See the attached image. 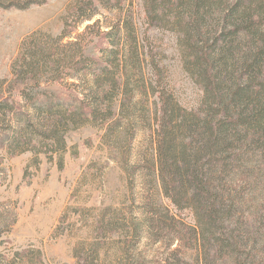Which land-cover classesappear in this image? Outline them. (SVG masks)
Segmentation results:
<instances>
[{"label": "rangeland", "instance_id": "rangeland-1", "mask_svg": "<svg viewBox=\"0 0 264 264\" xmlns=\"http://www.w3.org/2000/svg\"><path fill=\"white\" fill-rule=\"evenodd\" d=\"M147 1L43 0L27 9L0 7V81L6 89L18 88L16 101L23 86L14 71L29 55L30 39L48 48L64 33L63 46L78 41L66 50L83 67L59 81L52 80L49 66L40 82L25 89L38 91L41 103H90L98 96L97 115L67 131L63 152L12 153L0 141V264H264V138L253 139L234 182L226 183L230 212L224 221L221 215L198 220L190 205L176 206L165 194L153 89L171 93L183 110L195 113L207 99L188 40L161 17L149 19ZM90 13L95 16L85 19ZM239 48L234 59L242 61L246 48ZM97 76L106 86L96 83ZM113 79L119 83L114 91ZM156 214L166 229L151 218Z\"/></svg>", "mask_w": 264, "mask_h": 264}, {"label": "trees", "instance_id": "trees-1", "mask_svg": "<svg viewBox=\"0 0 264 264\" xmlns=\"http://www.w3.org/2000/svg\"><path fill=\"white\" fill-rule=\"evenodd\" d=\"M147 2L149 19L161 17L172 30L183 33L188 40L191 64L205 80L203 87L207 99L206 108L195 113L183 110L171 93L153 89L158 97L155 116L157 168L165 194L176 206L190 205L198 220L204 217L215 220L221 215L224 221L230 212L224 192L228 187L226 183L234 182L233 176L249 153L253 139L257 143L264 138V0ZM42 3L43 0H0V7L27 9ZM94 16L90 13L84 18L91 20ZM111 33L113 29L104 36L107 38ZM64 36L65 33L61 37ZM61 37L48 48L30 39L29 55L18 71H14L17 83L23 86L18 90L19 101L13 97L18 88L14 85L6 89L4 81H0V141L7 144L12 153L63 152L67 146V131L88 122V115H97L95 99L98 96L95 94L90 103L83 99H76V104L69 100L55 103L51 99L41 103L38 91L25 89L28 82H40L42 69L47 71L49 66L53 71L52 80H66L73 68H77L75 66L83 67L77 65L74 55L66 50L68 46L76 47L78 41L63 46ZM242 44L246 50L239 61L234 57ZM55 49L59 51L56 56L52 53ZM109 71L104 68V75ZM155 76V82L160 84V73ZM102 80L103 77L97 76L96 83L101 85ZM137 83H142L140 78ZM103 84L106 86L105 82ZM109 88L112 91L119 88L116 79L109 82ZM6 128L11 130L6 131ZM235 160L240 163L234 165ZM151 218L159 229H166L167 225H161L160 214ZM130 226L133 228L134 223ZM174 226L179 231L177 225ZM190 230L200 231L199 228Z\"/></svg>", "mask_w": 264, "mask_h": 264}]
</instances>
